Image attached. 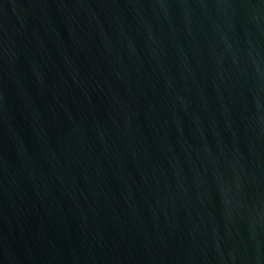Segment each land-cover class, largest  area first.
<instances>
[{"label":"water","instance_id":"1","mask_svg":"<svg viewBox=\"0 0 264 264\" xmlns=\"http://www.w3.org/2000/svg\"><path fill=\"white\" fill-rule=\"evenodd\" d=\"M0 264H264V0H0Z\"/></svg>","mask_w":264,"mask_h":264}]
</instances>
